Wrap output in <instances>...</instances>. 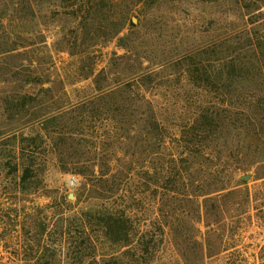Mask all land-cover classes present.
Wrapping results in <instances>:
<instances>
[{
    "label": "rangeland",
    "instance_id": "374dc122",
    "mask_svg": "<svg viewBox=\"0 0 264 264\" xmlns=\"http://www.w3.org/2000/svg\"><path fill=\"white\" fill-rule=\"evenodd\" d=\"M254 15L264 23V0H0V48L12 47L17 35L26 39H18L20 45L33 41L41 46L38 52L45 59L38 61V67L50 68L52 78L60 71L67 93L63 102L72 106L96 95L94 79L102 69L110 78L127 79V61L118 59L127 53L120 36L132 31L155 47L161 46L156 41L172 40L170 47H178L171 58H141L134 70L152 67L153 75L147 79L151 83H143L150 85L148 96L169 110L173 123L181 107L189 110L204 99L202 89L195 88L193 77L185 72L195 57L189 58L191 54L182 61L178 57L206 47L209 35L217 37L230 29L226 24L234 22L236 29H242ZM118 29L120 34L112 37ZM146 39L139 49L152 47ZM81 66L83 74L95 67V75L77 78L75 70ZM17 86L0 78V264H21L31 257L23 247L52 216L93 210L98 203L93 198L98 190L93 165L100 158L95 141L110 133L106 116L97 119L91 110L84 113L75 139L68 134L53 138L55 134L43 126L29 124L33 117L20 119L6 110L8 95ZM244 87L243 96L232 97L243 123L217 138L223 152L219 160L203 165L205 177L192 174L185 179V188L176 183L184 190L173 193L169 189L175 182L146 176L143 168L129 184L140 205L137 237L154 242L151 253L141 258L146 264H264V83ZM251 97L254 104L248 111ZM134 127L129 138L122 134L121 142L114 144L109 159L118 165L141 160L160 167L156 158L160 150L145 152L144 142L131 138L139 135L142 123ZM17 147H33L35 153L28 156L26 151L17 159L13 157ZM30 163L36 164L37 177L20 188L22 167ZM215 170L216 175H209ZM192 182L199 188H191Z\"/></svg>",
    "mask_w": 264,
    "mask_h": 264
},
{
    "label": "trees",
    "instance_id": "16d2710c",
    "mask_svg": "<svg viewBox=\"0 0 264 264\" xmlns=\"http://www.w3.org/2000/svg\"><path fill=\"white\" fill-rule=\"evenodd\" d=\"M243 6L248 5L245 3ZM256 18V15L251 17L240 30L236 29L234 22L226 24L225 28L230 29L217 37L209 35L206 47L198 48L194 53L193 50L179 53L182 54L178 57L181 61L191 54L189 58L195 57L190 59L193 64H188L185 72L191 79L193 77L195 88L202 89L204 99L195 101L194 107L189 110L181 107L175 113L173 123L169 110L148 96L150 85L143 83L144 80L151 83L147 79L153 75L152 67L140 66L139 71L134 70L136 61L141 58H171L178 47H170L172 40L163 43L156 41L161 46L155 47L154 42L145 38L147 46L152 47L141 50L139 45L145 42L144 37L132 31L120 36L119 41L125 42L127 53L118 59L127 61V79L114 75L110 78L107 69L95 75V67L83 74L81 72L85 68L78 67L75 70L77 78L95 75L97 93L93 98L72 106L63 102L67 93L60 71H55L56 75L52 78L50 68L38 67V61L45 59L38 52L41 46L33 41L20 45L18 39H26L16 34L12 47L0 48V78L18 83L10 91L6 104V110L13 117H33L29 119V124L43 126L45 132L55 134L53 138L68 134L75 139L81 133L86 111L93 110V117L97 119L106 116L105 120L110 126L109 136L99 135L100 141H95V154L100 156L99 163L93 165V182L98 187L93 198L98 201L97 205L93 210L64 214L57 218L52 216L35 232L33 240L23 247L32 255L21 264H146L141 258L151 253L154 242L152 239L144 240L143 236L137 237L141 226L138 217L140 205L138 193H132L129 184L146 168L142 171L146 176L155 174L170 183L175 182L169 191L177 193L184 190L177 182H181L185 188L186 178H191L192 174L205 177L207 173L203 165L221 158L223 149L217 138L244 120L239 118V112L234 111L233 95L243 96L241 94L245 93L244 85L247 83H264V23ZM125 24L126 20L122 22V27ZM120 32L121 29H118L112 37ZM9 60L11 64H8ZM251 100L252 97L248 102V111L253 108L254 100ZM135 115L137 121L134 120ZM139 122L143 128L137 132L139 135L131 138L136 143L144 142L145 152L159 149L156 158L161 162L160 167L141 164V160L140 163L118 165L109 159L110 154L115 152L114 144L121 142L124 134L126 139L136 132L133 128ZM98 143L107 146L102 147ZM26 151H30L28 156L35 153L33 147H17L13 150V157L19 159L20 155L26 156ZM16 165L17 170L20 164ZM22 168L20 188L24 181L37 177L36 164L30 163ZM217 172L212 171L209 175H216ZM192 183L191 188H199V185H194L195 182ZM164 187L161 185L162 189ZM99 247L103 253H99ZM123 248L127 249L118 253Z\"/></svg>",
    "mask_w": 264,
    "mask_h": 264
}]
</instances>
